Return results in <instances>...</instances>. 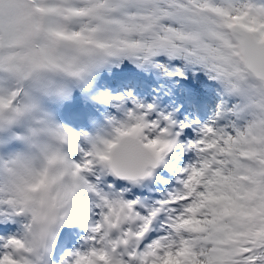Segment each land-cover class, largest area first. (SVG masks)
Returning <instances> with one entry per match:
<instances>
[{"label": "snow or ice", "instance_id": "1", "mask_svg": "<svg viewBox=\"0 0 264 264\" xmlns=\"http://www.w3.org/2000/svg\"><path fill=\"white\" fill-rule=\"evenodd\" d=\"M36 14L47 32L73 42L77 56L53 57L37 44L39 59L31 58L22 41L38 30ZM60 14L81 30L54 28ZM124 61L169 79L199 69L243 101L237 119L249 110L252 119L230 132L196 124L195 141L181 145L192 124L131 92H102L94 99L114 110L106 123L115 138L85 150L92 135L74 133L46 109L47 97L75 86L46 74ZM96 81L83 79L80 91ZM178 147L195 153V163L181 170V189L144 214L137 201L100 189L141 183ZM22 156L33 162L25 174ZM89 196L94 221L83 211ZM20 217L22 233L7 236ZM85 221L83 249L59 264H264V0H0V264H54L61 229Z\"/></svg>", "mask_w": 264, "mask_h": 264}, {"label": "rangeland", "instance_id": "2", "mask_svg": "<svg viewBox=\"0 0 264 264\" xmlns=\"http://www.w3.org/2000/svg\"><path fill=\"white\" fill-rule=\"evenodd\" d=\"M161 62H164L165 58L161 57L159 58ZM180 61H173L172 67H181ZM129 67H134L133 64H131L128 61H124L121 64V69L125 70ZM138 72L143 73L146 75L147 79H149L150 82H152L156 76V79H158V83L156 84V87L153 88L150 84L147 83L148 88L144 89L142 87L140 88V91L137 89L132 90V88L128 87L124 89V94L131 92L136 99L140 100L143 103L147 104H154L156 106V109L158 112L164 113V114H172L173 118L177 121H183L188 124H192L194 126V123L200 125V126H211L216 128L217 130L223 129L225 131H231L232 125L240 126L242 127L244 124L242 123V119L247 118L248 121L251 120L249 118V111H246L242 118L237 119L235 113V108L237 105H240L243 103L239 97L236 96H227L228 93L225 91L223 86L219 84L217 81L210 79L209 76L199 69L195 68H189L184 73L183 78H176V79H169L155 71H141L138 70ZM101 78V74L97 78V81ZM187 79L193 82L195 86H197L191 93V96H187L189 93L186 90H181L179 88V83L187 84ZM96 81V82H97ZM115 89H117V85L115 82L111 83ZM108 84L103 85V87L110 92L112 95H118L113 94L112 89L108 88ZM96 87V84H95ZM100 88V87H96ZM143 91V92H142ZM87 92L86 94H88ZM123 95V94H122ZM208 107V108H207ZM47 110L54 113L55 120L56 116H58V112H56L59 107L57 105H47ZM207 108V109H206ZM205 111H204V110ZM68 108H65V115L67 116ZM201 111H204V113H207L206 117L203 119V114ZM247 113V114H246ZM104 118L102 121V129L103 132H106L108 130V126L106 123V117H108L112 114H114V110L105 106V109L102 112ZM246 122V120H245ZM64 127L68 128L66 124H64ZM193 139H187L186 142L189 143L190 141L194 142L196 137V132H194ZM83 147H86L83 145ZM85 150H87L85 148ZM192 156L190 158V161L185 164V167H187L190 164L195 163L196 156L195 153L191 152ZM182 167H178V171L181 172L183 169ZM158 173H154L151 178H157ZM149 178V179H151ZM153 182H155V179ZM161 178V177H160ZM182 177H180L181 179ZM179 179V181H180ZM175 183L172 185V190L165 189H159L155 183V185H151L148 187V192L153 193L155 191L159 192H167L166 198H160L162 201L169 199L170 194H173L181 189L180 183ZM168 180L162 178L161 183L166 184ZM123 188V187H122ZM135 187L131 188H123V197H125V200H130V195L133 194L132 190ZM151 199H158V197H154L150 194ZM159 200V199H158ZM137 202L139 204H143L144 200L138 199ZM92 212L98 211L94 207L91 209ZM91 220H96L99 217L98 216H91L89 212ZM88 223V221H85V225ZM20 226L17 224L15 225L11 232H8L7 229L5 230L7 236L15 235L18 231H20ZM22 233V232H21ZM6 238V237H5Z\"/></svg>", "mask_w": 264, "mask_h": 264}, {"label": "clouds", "instance_id": "3", "mask_svg": "<svg viewBox=\"0 0 264 264\" xmlns=\"http://www.w3.org/2000/svg\"><path fill=\"white\" fill-rule=\"evenodd\" d=\"M77 6H83V5H77ZM54 19V24L53 27L56 28L58 31H64L68 32L71 30L75 31H80L81 26L76 25L73 26L69 24L68 20L65 18L64 14H60ZM90 18H84L82 21V24H87L88 20ZM35 26L38 30L31 31L30 34L26 35L22 43L25 45V47L30 51L31 53V58L33 60H38L39 59V49L36 47L37 44H42L49 55L55 57L57 55H64V56H69V57H75L77 56V48L71 41H66V40H60L58 39L55 35L52 33H49L45 30L46 28V22H45V17L40 14H36L35 16ZM86 36L89 38H95V35L85 33ZM107 70V67L105 65H98V66H89V68L83 72L79 73L77 75H73L70 73H65V72H56V73H48L46 75L50 76L53 79H62L64 81H68L71 85H74L75 87L72 88L71 93L67 95H53L50 97L46 98V106L47 105H59L66 103L71 100L72 94L74 90H80V85L82 84L83 79H90V78H98L99 75ZM31 84V81H25L23 83V88L28 90L29 86ZM6 89H9L10 91H14L15 89V84L12 81H9L5 85ZM9 92H5L6 98L8 97ZM20 98L22 99L23 96L21 94ZM47 109V107H46ZM50 112V111H49ZM52 117L55 119L54 113L50 112ZM115 138V134L111 131V129L108 127V130L106 132H101L96 135H92V140L91 141H82L83 145L86 146L87 150L92 151L95 149H100L103 150L104 144L102 141L104 140H111ZM32 161L29 160L28 158L22 156L19 161H18V169L21 174H25L32 166ZM71 178H66L65 183H70ZM55 191V189L53 190ZM80 196H83V193H80ZM44 212H49V209L45 207L43 209ZM20 220H25V217H20ZM39 225H33V230H35Z\"/></svg>", "mask_w": 264, "mask_h": 264}, {"label": "bare ground", "instance_id": "4", "mask_svg": "<svg viewBox=\"0 0 264 264\" xmlns=\"http://www.w3.org/2000/svg\"><path fill=\"white\" fill-rule=\"evenodd\" d=\"M208 108V107H207ZM206 108V109H207ZM204 110V109H203ZM174 158H177V159H179V158H181V154H174ZM183 159V162H184V158H182ZM183 162H180L181 164L183 163ZM147 184H148V181H147ZM103 188H104V190L105 191H108L107 190V188H106V186L105 185H103ZM90 205V207H92L93 205H91V204H89ZM87 209H90L89 208V206H88V204H85L84 206H83V211L85 212V210H87ZM139 209H141V212L143 211V208L142 207H140ZM82 229H83V234H82V236H81V241L83 242V239H84V237H85V233H86V227L85 226H82Z\"/></svg>", "mask_w": 264, "mask_h": 264}, {"label": "trees", "instance_id": "5", "mask_svg": "<svg viewBox=\"0 0 264 264\" xmlns=\"http://www.w3.org/2000/svg\"><path fill=\"white\" fill-rule=\"evenodd\" d=\"M250 116L252 117V115H251V110H250Z\"/></svg>", "mask_w": 264, "mask_h": 264}]
</instances>
